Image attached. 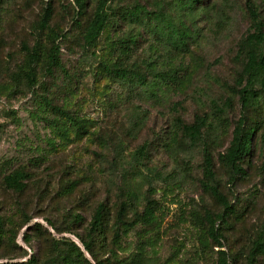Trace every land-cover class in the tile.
<instances>
[{
  "label": "rangeland",
  "instance_id": "1",
  "mask_svg": "<svg viewBox=\"0 0 264 264\" xmlns=\"http://www.w3.org/2000/svg\"><path fill=\"white\" fill-rule=\"evenodd\" d=\"M82 1L79 12L76 0H0V214L6 221L0 263L33 253L40 264L55 257L87 264L65 245L63 238L76 239L64 230L88 237L103 202L105 230L101 239L94 236L97 250L107 252L99 256L113 264H219L220 250L227 264L251 258L264 264V250L255 247L264 241L263 98L245 112L256 127L245 173L231 176L219 160L242 113L237 81L242 44L253 31L251 7L264 22V0H198L191 6L189 0H110V19L92 45L83 37L98 0ZM48 3L53 15L49 28L40 30ZM137 4L149 13L132 17ZM159 14L185 22L186 49H173ZM36 43L41 55L31 63L28 51ZM54 43L62 66L47 74ZM118 57L137 65L145 82L111 76L104 64ZM27 71L34 72V82ZM52 105L68 110L82 127ZM199 117L204 124L192 144L182 125ZM206 149L233 208L217 224L222 247L208 234V213L224 207L202 185ZM16 169L29 174L20 192L4 183ZM122 202L128 204L125 222L117 229ZM27 218V225L38 221L43 229L26 228ZM46 218L61 231L48 227Z\"/></svg>",
  "mask_w": 264,
  "mask_h": 264
},
{
  "label": "trees",
  "instance_id": "2",
  "mask_svg": "<svg viewBox=\"0 0 264 264\" xmlns=\"http://www.w3.org/2000/svg\"><path fill=\"white\" fill-rule=\"evenodd\" d=\"M79 6V12L82 11L84 1L76 0ZM110 0H98L93 16L86 28L84 34V42L86 45L94 44L101 33L103 32L106 24L110 19V10L107 6ZM198 0H189V5L197 2ZM149 11L145 9L144 6L137 4L135 5L130 15L134 18H141L143 14H148ZM251 15L253 18V28L242 44V51L244 53L245 61L238 78V90L237 94L239 97V102L241 105V114L238 120L235 122L232 137L229 143V146L225 150L224 153L219 155V160L223 163L224 166L232 173L231 176L236 174H244V160L246 156L250 153L254 141V133L256 131V127L250 124L247 120V116L245 114L246 110L250 107H256L260 104L261 98L264 100V56H263V46H264V22L259 19L258 14L251 7ZM53 15V8L50 3L47 4L44 12L37 23V27L40 30L48 29L49 22ZM156 17L166 19L163 32L170 39L171 44L173 45V49L179 51L181 49H186L188 47V38L190 33L185 26V22L179 21L175 23L172 20H167L164 15H155ZM133 38H129V42H132ZM135 41V40H134ZM60 46L59 44H52L47 54L46 61V73L50 74L53 72V69L56 66H62L61 58H60ZM30 55V62L35 63L40 59V46L36 43L31 47L28 51ZM105 70L113 77L124 79V80H133L134 82H145L146 76L143 72H141L137 65H132L131 67L124 62V60L120 57L116 59L113 63H105ZM25 75L29 81L34 82L35 74L33 71L25 72ZM257 85L259 87H257ZM51 105V104H50ZM52 109L56 111V113L68 118L73 121L79 127H82L80 122L77 120L75 116H73L68 110L58 107L56 105H52ZM197 122L193 124L183 123L182 127L189 138L190 143L195 144L201 132V127L204 124L202 117H199ZM264 140V134H263ZM29 178V174L24 169H16L10 174H7L4 177V183L6 187L11 188L15 191H22L26 187L25 182ZM202 185L208 190L224 207V210L220 213H208L207 222H208V234L209 236L216 241L217 245L220 247L223 246L221 241L222 235L218 232L217 224L218 221H225L226 215L228 212L232 211V206L227 197L221 192L219 186L216 182V174L214 170V159L212 157V153L206 149L204 152V166H203V180ZM127 203L122 202L119 206V212L116 215L114 225L117 229L120 228L125 220L123 218L124 211H127ZM77 215V214H75ZM77 217V216H76ZM108 218V206L105 203L98 204L93 217L90 223L88 237H82L75 232H73L70 228L65 229L64 231H68L74 235L76 240H72L71 238H63L65 245L70 247L74 252L75 256H81L83 260L87 264H113L108 257L102 258L99 256V253L102 255H106V251L97 250L96 245V236H103L106 221ZM31 219V218H30ZM30 219H26V225L30 222ZM47 226L61 231L57 228L49 218L45 219ZM5 217L0 214V229L5 226ZM32 229L41 231L43 229V224L41 222H34L30 225ZM46 232L49 233L47 229ZM118 231V230H117ZM24 242L28 243L31 241L30 233H25L23 235ZM55 245L57 246V240L54 239ZM99 246L102 247L101 241H99ZM19 247V246H18ZM21 247V246H20ZM256 250L259 251L264 250V241H259L256 244ZM24 250V255H28L27 250L21 247ZM221 251V257L219 264H227V256L223 250ZM255 255V253H254ZM74 255L69 257L68 262H72L75 259ZM67 257H64L66 259ZM0 264H40L37 257L31 253L30 256L21 261H6ZM45 264H62L61 261L58 260L57 257L51 259L49 262ZM248 264H255L254 258H251Z\"/></svg>",
  "mask_w": 264,
  "mask_h": 264
},
{
  "label": "water",
  "instance_id": "3",
  "mask_svg": "<svg viewBox=\"0 0 264 264\" xmlns=\"http://www.w3.org/2000/svg\"><path fill=\"white\" fill-rule=\"evenodd\" d=\"M29 226H27L26 228H28ZM77 242H79L77 239H76Z\"/></svg>",
  "mask_w": 264,
  "mask_h": 264
}]
</instances>
